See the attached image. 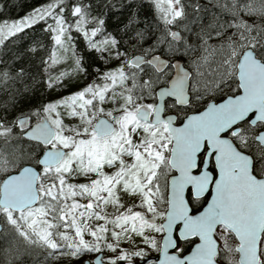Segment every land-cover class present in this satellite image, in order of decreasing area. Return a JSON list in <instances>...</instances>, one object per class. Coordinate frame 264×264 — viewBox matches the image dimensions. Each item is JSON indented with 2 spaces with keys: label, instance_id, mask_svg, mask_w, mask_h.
<instances>
[{
  "label": "snow or ice",
  "instance_id": "obj_1",
  "mask_svg": "<svg viewBox=\"0 0 264 264\" xmlns=\"http://www.w3.org/2000/svg\"><path fill=\"white\" fill-rule=\"evenodd\" d=\"M209 3L0 0V264H264V0Z\"/></svg>",
  "mask_w": 264,
  "mask_h": 264
},
{
  "label": "rangeland",
  "instance_id": "obj_2",
  "mask_svg": "<svg viewBox=\"0 0 264 264\" xmlns=\"http://www.w3.org/2000/svg\"><path fill=\"white\" fill-rule=\"evenodd\" d=\"M2 0L7 7L6 12L8 17L11 19H19L21 18V13H29L32 11V9L36 6L34 3L35 0ZM45 1V0H44ZM201 4L206 5L210 11L204 13L205 18L207 19L212 12H216L217 10L212 8V5L209 3V0H200ZM20 6H18V5ZM18 6V7H16ZM23 7V9H22ZM0 16H3V14H0ZM113 23L115 21L113 20ZM196 30V26H193V31ZM191 40L193 43H195V37L192 36ZM205 55L202 51H197L193 53L191 58L184 57L182 59L184 65L193 73L195 76L197 69L191 66L190 60L200 61V67L199 72L202 74V79L210 80L212 77V74L215 71L216 64L213 58L209 57L208 63H203L201 61V56ZM66 65H58L53 67L50 71L53 76L59 74V72L63 71L65 69ZM95 67V66H94ZM95 79V77H85L83 74L80 77H76L71 82H67V86L56 89V90H49L44 87H38L34 96H31L28 100L24 101V106L26 108L28 107H36L38 108L41 104H46L48 102H51L53 100L60 99L64 96H67L75 91H78L82 87L85 86V84L89 83L91 80ZM37 93V94H36ZM35 98V99H34ZM66 123H71V121L66 120ZM4 241L0 240V245H3ZM158 256L156 253H150V257ZM34 257H25L24 262L25 264H33ZM92 257H85V260H90ZM41 264H44L42 261ZM139 264V262H137Z\"/></svg>",
  "mask_w": 264,
  "mask_h": 264
},
{
  "label": "trees",
  "instance_id": "obj_3",
  "mask_svg": "<svg viewBox=\"0 0 264 264\" xmlns=\"http://www.w3.org/2000/svg\"><path fill=\"white\" fill-rule=\"evenodd\" d=\"M24 1L22 0V3H23ZM45 1L44 0H35L34 1V3L36 4V6H39L40 4H42V3H44ZM18 5V4H17ZM19 6V5H18ZM18 6H16V7H18ZM35 6V7H36ZM20 7V6H19ZM22 9H23V7H22ZM26 14H28V13H21V16L20 17H23L24 15H26ZM36 92V91H35ZM35 92L34 93H32L31 94V96H34V94H35ZM37 94V93H36ZM35 99V98H34Z\"/></svg>",
  "mask_w": 264,
  "mask_h": 264
},
{
  "label": "water",
  "instance_id": "obj_4",
  "mask_svg": "<svg viewBox=\"0 0 264 264\" xmlns=\"http://www.w3.org/2000/svg\"><path fill=\"white\" fill-rule=\"evenodd\" d=\"M181 63L184 65V63H183V61L181 60ZM185 66V65H184ZM186 67V66H185ZM187 68V67H186ZM187 70H189L188 68H187ZM190 71V70H189ZM191 72V71H190ZM149 259H159V257L158 256H154V257H149Z\"/></svg>",
  "mask_w": 264,
  "mask_h": 264
}]
</instances>
